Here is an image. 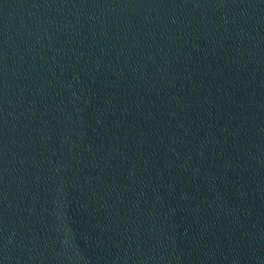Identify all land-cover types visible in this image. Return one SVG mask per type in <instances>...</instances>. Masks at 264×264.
<instances>
[{"label":"water","instance_id":"1","mask_svg":"<svg viewBox=\"0 0 264 264\" xmlns=\"http://www.w3.org/2000/svg\"><path fill=\"white\" fill-rule=\"evenodd\" d=\"M0 264H264V0H0Z\"/></svg>","mask_w":264,"mask_h":264}]
</instances>
